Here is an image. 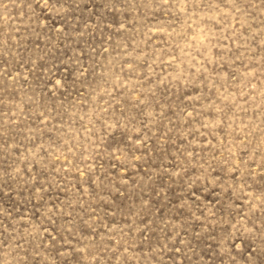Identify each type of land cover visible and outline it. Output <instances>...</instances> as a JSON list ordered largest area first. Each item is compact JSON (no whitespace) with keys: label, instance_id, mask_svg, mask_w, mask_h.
Masks as SVG:
<instances>
[{"label":"rangeland","instance_id":"obj_1","mask_svg":"<svg viewBox=\"0 0 264 264\" xmlns=\"http://www.w3.org/2000/svg\"><path fill=\"white\" fill-rule=\"evenodd\" d=\"M0 264H264V0H0Z\"/></svg>","mask_w":264,"mask_h":264}]
</instances>
